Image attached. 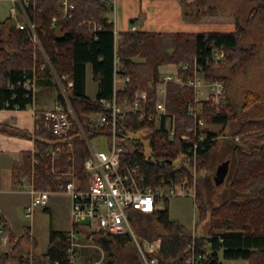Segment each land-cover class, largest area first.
I'll return each instance as SVG.
<instances>
[{
    "label": "trees",
    "instance_id": "1",
    "mask_svg": "<svg viewBox=\"0 0 264 264\" xmlns=\"http://www.w3.org/2000/svg\"><path fill=\"white\" fill-rule=\"evenodd\" d=\"M70 1L74 4L71 16L58 19L54 26L51 20L53 16L59 15L60 0L31 1L40 45L31 42L27 30L16 29L9 17L0 22V108L32 107L33 98L22 87L24 75L35 78L37 85L45 86L58 87L56 78L63 84L71 80L73 85L67 92V98L87 138L98 135L110 137V129L94 127L90 123L89 115L101 113L111 116V107L102 100L111 101L114 96L116 103L123 106L133 99L136 91L144 90L146 100L139 112L126 113L118 121L117 141L122 145L128 131L148 128L150 152L145 153L144 146L139 142L125 144L121 161L139 164L141 172L153 186L177 184L184 179L190 184L193 180L192 170L183 163L188 145L183 136L185 128L182 114L186 102L192 96V89L174 82L167 84L166 109L176 115V129L172 138H169L163 121L157 128L154 120L141 117L140 114L154 112L160 80L159 67L165 63H179L195 55L203 63L207 77L219 78L225 84L227 108L216 113L205 103L203 117L206 123L224 127L234 124L230 135L244 133L239 142L225 138L223 144L224 147L227 143H233L235 148L234 167L227 186L228 194L218 204H214L204 196L203 187L208 182L209 174H205L200 180L198 178L199 172L210 169L209 153L219 141L216 139L203 144L205 150L198 149L200 157L197 163L195 194L198 222L193 229L170 219L168 198L163 200V208L151 213L131 210L130 222L141 239L149 243L158 242L155 254L160 264H184L191 243L207 256L200 264H222L218 258L219 251L225 259L241 258L247 260L248 264H264V111H247L250 106L259 102L263 104L260 109L264 110V97L252 90H246L243 112L238 114L227 92V83L231 76L245 72L256 58L254 46L245 42V28L236 20L231 31L161 32L139 29L118 32V37L115 38L113 23L105 17L107 6L103 0ZM182 1L188 6L185 0ZM197 2L203 4L204 0ZM210 10L208 8L205 11ZM87 19H93L95 26L83 23ZM246 24H259L264 28V3L254 6ZM221 46L225 50L226 63L214 65L206 62L210 51ZM87 65L90 66L92 79L97 84L94 98L85 95ZM222 69L227 71L221 72ZM116 74L128 77L117 90L114 89ZM56 102L62 105L65 103L60 90ZM38 123L39 127L33 133L0 123V132L31 137L34 141V152H22L20 158L12 163L13 184L19 185L34 174V182L38 187L45 188L50 185L56 190L60 181L55 180L51 172L52 165L63 169L71 164L76 177L84 182V160L89 154V148L78 124L75 122L70 132L73 161L69 162L66 155L56 161L48 156V147L56 138L44 127L42 121ZM249 143L255 145L248 149L246 146ZM179 157L182 161L175 166L173 163ZM203 221L207 223V232L199 236L197 225ZM0 224L5 225V218L1 213ZM216 230L221 231L215 232ZM77 231L80 235L85 232L80 226ZM89 232L98 235L97 243L111 255L115 246L122 247L130 240L126 235L118 236L105 231ZM25 233L29 235V230H25ZM48 240L47 251L40 255L35 254V257L40 258L42 264H54L55 261L58 264H67V250L70 246L67 231L50 229ZM9 241L13 242V238ZM20 244L21 239L17 238L10 250H0V262L15 257L14 253L21 249ZM28 262V251L22 252L18 263Z\"/></svg>",
    "mask_w": 264,
    "mask_h": 264
},
{
    "label": "built area",
    "instance_id": "2",
    "mask_svg": "<svg viewBox=\"0 0 264 264\" xmlns=\"http://www.w3.org/2000/svg\"><path fill=\"white\" fill-rule=\"evenodd\" d=\"M31 1L11 0L13 4L9 8L8 17L16 29L28 31L29 39L33 44L40 45L36 24L33 21L34 6ZM60 2L59 15L52 17V26L58 19L69 17L72 14L74 4L70 0H60ZM103 2L107 7H111L113 4V0H103ZM83 23L87 26H95L93 19L83 20ZM131 28L135 29V26L133 25ZM114 34L115 38L118 37V33L114 32ZM225 60V50L222 46L213 48L205 59L206 62H211L214 65H220ZM172 66L175 68L172 72H160L154 112L148 115L143 113L140 116L154 120L157 128L163 121L169 138H172L176 129V115L169 113L166 109L167 84L174 82L181 87L187 86L192 89V96L186 102V108L182 114V124L185 128L183 136L188 145L183 163L191 168L193 181H195V166L200 157L198 149L205 150L203 144L219 138H232L235 142H239L242 134L215 135L211 129L207 128L209 124L203 117L205 103L216 113L227 108L225 84L222 80L207 77L203 63L199 62L195 55ZM56 80L65 103L63 105L56 103L50 109L35 110V128L39 127L38 122L42 121L44 127L48 128L55 136V141L48 147V156L52 160L56 161L66 155L67 161L71 162L73 161V142L70 132L73 124L75 122L78 124L89 148V154L84 160L85 181L76 177L72 164L66 165L63 169H57L52 165L51 172L55 176V180L60 181L56 190L50 185L45 188L38 187L34 182V174H32L29 179H25L19 184L20 188L26 189L30 194V201L24 207L25 215L31 216L37 206H46L50 194L65 193L69 197L71 223V227L67 231L70 241L67 250L69 253L67 264H76L75 247L78 245L77 239L80 236L77 231L79 226L84 231H105L118 236L126 235L137 243L143 264H160L159 258L154 252L156 249L151 245L145 248L138 241L137 234L130 222L129 212L137 210L151 213L159 209L160 202L175 193L174 186L185 185L187 179L177 184L153 186L141 172L139 164H127L121 161L124 145L130 144L131 141L129 142L126 137L123 139L122 145L118 144V121L126 113L139 112L142 103L146 100V92L144 90L136 91L133 99L123 106L116 103L114 96L111 101L102 100L104 104L111 107V116L101 113L91 114L89 120L94 127L109 128L111 135L106 137L109 140L108 149H95L90 145L67 98V92L73 85L72 81L67 80L66 84H63L59 78ZM127 80L128 77L125 76L124 82ZM22 87L28 90L31 97L34 98L38 90L35 78H28L24 75ZM160 181L163 182V180ZM182 194L191 195L195 202V183L192 187L184 189ZM2 233L3 226L0 225V234ZM2 240L7 242V237L3 235ZM148 244L151 243L148 242ZM189 248L190 252L184 264H200L202 260L206 259V254L198 250L193 243L189 245ZM54 264H58V262L55 261Z\"/></svg>",
    "mask_w": 264,
    "mask_h": 264
},
{
    "label": "rangeland",
    "instance_id": "3",
    "mask_svg": "<svg viewBox=\"0 0 264 264\" xmlns=\"http://www.w3.org/2000/svg\"><path fill=\"white\" fill-rule=\"evenodd\" d=\"M264 3V0H204V3H198L194 7L185 6L183 4L184 14L188 15L190 19L196 16L198 9L203 14H207L204 18H200L203 30H192L194 32L199 31H231L234 29L235 21L245 28L246 43L253 45L256 50V58L249 65L245 72L238 73L231 76V79L227 83V92L232 98L235 104V112L242 113V105L246 101L245 91L252 90L264 97V28L259 24H253L248 26L246 20L251 14L252 9L256 4ZM11 0H0V20H4L9 16V8L12 6ZM211 8L210 12L205 11ZM110 8H108L106 14L110 15ZM149 12V11H148ZM149 14H152L149 12ZM139 17V16H138ZM137 19V18H136ZM143 17L138 18L139 23H142ZM201 26V27H202ZM165 26L156 27V24L150 25L152 30H164ZM199 28V27H198ZM196 28V29H198ZM146 29V28H144ZM191 31V30H189ZM190 56L189 58H191ZM188 60V59H187ZM186 61V60H185ZM183 62V61H181ZM179 62V63H181ZM165 63L162 65H176ZM226 60L221 64H225ZM167 69V70H166ZM175 68L165 67L163 70L166 72H172ZM226 69H222L221 72H226ZM97 89L96 83L91 77V72L88 69L86 79V95L94 97ZM46 93H50L45 98L46 106L53 105V97L51 92L56 94L59 89L57 86H51V88L43 89ZM42 90V92H43ZM48 90V91H47ZM38 92V91H37ZM262 103H254L247 110L248 112H263ZM234 124H228L226 127L223 125L209 124L208 129H211L217 135L231 134L234 130ZM150 129L143 128L137 131H128L127 138L131 143H141L144 146L145 153L150 152L148 137ZM247 133V132H246ZM244 135V133L242 134ZM90 145L95 149H108L109 140L105 135H98L89 137ZM225 138H219L216 144L212 147L209 153L210 169H204L198 174L199 180L204 178L205 174H209V179L206 185L203 187L204 196L209 198L214 204H218L228 194L227 186L230 181L232 167H234V146L233 143H227L224 147L223 144ZM129 144V143H128ZM255 144L249 143L246 148H251ZM199 160V158H198ZM198 160L196 162L195 175L196 180L191 181L190 184L176 185L174 186V192L168 197V212L169 217L172 220H176L186 227L193 229L196 222H198V211L194 202V199L189 194H182L184 189L192 187L195 183V194L197 191V167ZM229 162L228 171L221 184L216 185L214 178L216 176V170L220 163L223 161ZM182 161L179 157L174 161V165L178 166ZM193 178V173H192ZM2 189V188H0ZM187 191V190H186ZM30 201V194L26 189L19 188L17 186L10 187L9 191L0 190V209L3 211L7 218L8 227L3 228L2 234H0V250H10L12 243L17 241V238L21 239V244L18 251L14 254L15 257L8 258L0 264H19L17 256H20L22 252L28 251V264H42L40 258H36L35 254L40 255L47 251L48 248V235L49 230L61 229L68 231L71 227L70 223V203L69 197L65 193L57 192L50 194V198L46 206H37L31 216L25 215V205ZM164 207V201L160 202L159 209ZM31 228V234L25 233V230ZM216 230L215 232H220ZM207 232L206 221L200 222L197 225V235H205ZM11 234V235H9ZM26 234V235H25ZM137 234V233H136ZM7 237V242L2 240V236ZM12 236V237H9ZM97 234L90 233L88 230L80 235L77 239L78 245L75 247V263L76 264H143L140 253L138 251V245L132 240L127 241L122 247L115 246L112 250L113 254H109L103 250L97 243ZM10 238H13V242H10ZM137 239L143 244L145 248L150 245L152 248L157 249V243L154 242L148 244L144 239H141L137 234ZM151 250V249H150ZM14 252V250H13ZM156 252V250L154 251ZM210 252V250H209ZM219 255V253H218ZM220 261L223 264H248L245 259H225L220 257Z\"/></svg>",
    "mask_w": 264,
    "mask_h": 264
},
{
    "label": "crops",
    "instance_id": "4",
    "mask_svg": "<svg viewBox=\"0 0 264 264\" xmlns=\"http://www.w3.org/2000/svg\"><path fill=\"white\" fill-rule=\"evenodd\" d=\"M185 1L187 2L188 6L194 7L197 0H185ZM108 8H110L111 10L110 15L106 14ZM108 8L105 12V17L107 18L108 21L113 23L115 33L130 31V30H139V29L161 31V32L162 31L163 32H171V31L194 32L192 30H203L204 26L206 25L202 26V23L200 22V18H204L208 14L206 13L201 15L202 13L198 9V11L196 12V16L193 19H190L188 15L184 14L182 0H113V4L111 5V7ZM148 11L151 12L152 14H149ZM140 17H143L142 23H139V21L137 20ZM153 24H156V27H159L161 25L165 26L162 27L165 29L164 30L148 29L150 28V25ZM133 25L135 26V29L131 28ZM165 67L169 68L172 67V65H161L159 67V72L161 73L165 72V70H163ZM88 69L91 72V68L89 65L86 66V71H85V95H86V79H87ZM124 78L125 77L119 76L118 74L115 75L114 77L115 90L121 88L124 85L125 83ZM44 88L49 89L51 88V86L38 85V90H37L38 92L36 91L34 95L33 105L31 108H26V109L0 108V123L8 124L24 132L26 131L29 133H33L35 129V116H34L35 110L50 109L54 107V105L57 103L56 97L58 93L54 94L51 92V95H53V97H50L49 99L51 100L53 99V105L46 106V103H44V101L46 100L45 98H48L47 96L50 93H46L43 90ZM94 97H89V98H94ZM34 149H35L34 141L31 137L0 132V188H2L0 190L9 191L10 187L12 186L19 187V185L13 184L11 179L12 163L13 161H16L18 158H20L22 152H34ZM228 167H229V162H228ZM46 207H48V210L50 209L49 206ZM0 213L5 218V225H3V227H8L7 218L1 209H0ZM28 229H30L29 234H31V228ZM57 230H61V229H57ZM218 253L220 257L221 251H219ZM18 258L19 256H17V259Z\"/></svg>",
    "mask_w": 264,
    "mask_h": 264
},
{
    "label": "water",
    "instance_id": "5",
    "mask_svg": "<svg viewBox=\"0 0 264 264\" xmlns=\"http://www.w3.org/2000/svg\"><path fill=\"white\" fill-rule=\"evenodd\" d=\"M228 170V162L225 161L222 164H220L216 170V176L214 178V183L216 185H219L223 182L224 177L226 176Z\"/></svg>",
    "mask_w": 264,
    "mask_h": 264
},
{
    "label": "flooded vegetation",
    "instance_id": "6",
    "mask_svg": "<svg viewBox=\"0 0 264 264\" xmlns=\"http://www.w3.org/2000/svg\"><path fill=\"white\" fill-rule=\"evenodd\" d=\"M223 162H225V161H223ZM228 171V170H227Z\"/></svg>",
    "mask_w": 264,
    "mask_h": 264
}]
</instances>
